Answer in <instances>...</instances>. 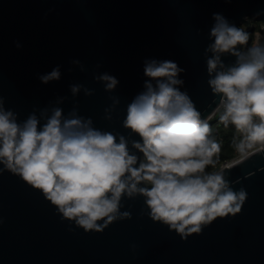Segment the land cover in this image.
Listing matches in <instances>:
<instances>
[{"label":"water","instance_id":"water-1","mask_svg":"<svg viewBox=\"0 0 264 264\" xmlns=\"http://www.w3.org/2000/svg\"><path fill=\"white\" fill-rule=\"evenodd\" d=\"M213 13L248 34L255 21L264 26V0H0L5 108L20 121L34 110L39 116L45 108L61 107L65 115L75 109L95 127L124 134L131 148L139 137L123 128L126 107L143 90L144 60L154 58L185 69L181 90L209 121L221 106L207 83ZM251 42L249 37L246 47ZM57 65L60 80L41 83L38 76ZM105 72L119 81L111 92L94 78ZM73 84L83 86L75 96ZM217 171L226 173L235 190L245 189L247 200L234 217H218L186 240L153 222L141 196L122 200L121 211H130V220L86 233L62 221L39 191L4 171L0 264H264V152L225 162Z\"/></svg>","mask_w":264,"mask_h":264},{"label":"clouds","instance_id":"clouds-1","mask_svg":"<svg viewBox=\"0 0 264 264\" xmlns=\"http://www.w3.org/2000/svg\"><path fill=\"white\" fill-rule=\"evenodd\" d=\"M212 19V42L205 49L207 83L223 108L220 123L234 126L238 136L233 145L247 159L253 149L264 152V44L246 47L249 34L243 27L220 13ZM15 46L21 47L19 42ZM225 56L235 61L226 64ZM184 71L171 60H144L147 79L123 119V128L139 137L131 148L124 134L95 127L75 109L65 115L61 107L45 108L39 116L34 110L20 121L0 96V173L20 177L62 221L86 233L130 220L131 212L121 211L122 200L137 196L144 198L153 222L184 240L218 217H234L248 194L235 190L225 172L208 170L220 144L190 95L181 90ZM60 78L59 65L38 76L43 84ZM94 78L109 92L119 84L107 72ZM82 87L71 85L73 96ZM84 92L92 95L87 88Z\"/></svg>","mask_w":264,"mask_h":264},{"label":"trees","instance_id":"trees-1","mask_svg":"<svg viewBox=\"0 0 264 264\" xmlns=\"http://www.w3.org/2000/svg\"><path fill=\"white\" fill-rule=\"evenodd\" d=\"M256 28L261 29L259 21H255ZM263 37L260 40L261 44H264V30L262 29ZM250 39L253 40V32L249 33ZM252 45V42H251ZM250 45V47H251ZM222 113V110H219L209 121V126L211 128V135L216 139L220 144V152L213 159L215 160L214 166H209V171H217L225 162L232 160L236 155V150L233 145V138L238 136V133L235 132L234 126L229 125L225 127L219 121V117Z\"/></svg>","mask_w":264,"mask_h":264},{"label":"built area","instance_id":"built-area-1","mask_svg":"<svg viewBox=\"0 0 264 264\" xmlns=\"http://www.w3.org/2000/svg\"><path fill=\"white\" fill-rule=\"evenodd\" d=\"M260 25H261V24H260ZM254 26H255V24H254ZM262 29L264 30V26H262V25H261V29L256 28V26H255V29H254V31H253L254 38H253V40H252V45H251V46H253V45L256 44L257 42L260 43V40H261V38L263 37ZM219 110H222V111H223L222 106H220V109H219ZM251 151L254 152L255 150L253 149V150H251ZM240 158H241V157H240V154L236 151V155H235V157H234L232 160H230V161L237 160V159H240ZM227 162H229V161H227Z\"/></svg>","mask_w":264,"mask_h":264}]
</instances>
